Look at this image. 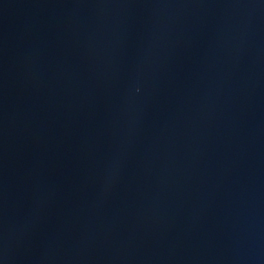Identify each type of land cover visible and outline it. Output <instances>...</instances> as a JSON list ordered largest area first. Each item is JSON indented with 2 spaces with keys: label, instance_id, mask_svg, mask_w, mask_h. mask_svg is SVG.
<instances>
[{
  "label": "water",
  "instance_id": "1",
  "mask_svg": "<svg viewBox=\"0 0 264 264\" xmlns=\"http://www.w3.org/2000/svg\"><path fill=\"white\" fill-rule=\"evenodd\" d=\"M0 264H264V0H0Z\"/></svg>",
  "mask_w": 264,
  "mask_h": 264
}]
</instances>
